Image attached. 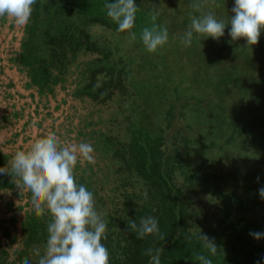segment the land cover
Listing matches in <instances>:
<instances>
[{
    "label": "trees",
    "instance_id": "trees-1",
    "mask_svg": "<svg viewBox=\"0 0 264 264\" xmlns=\"http://www.w3.org/2000/svg\"><path fill=\"white\" fill-rule=\"evenodd\" d=\"M194 2L180 0L179 6L169 12V21L189 22L190 14L198 16L211 11L218 20L227 22L233 15L235 0H204L201 12H194L191 7ZM105 3L106 0H36L14 62L40 93H51L56 85L64 83L72 67L77 68L82 79V85L78 81L77 96L102 98L110 90L127 84V76L137 62L122 45L129 33L117 31L118 25L106 15ZM134 3L138 12L131 31L136 33L138 41L142 29L151 27L150 14L156 13V23L168 29L170 42L171 27L163 21L165 0H134ZM227 6L226 15H216ZM95 27L101 30L95 33ZM229 31L230 25L220 37L222 50H233V54L237 53L236 49L257 50L255 55H247L252 64L242 67L237 60L233 67L236 92L239 91L234 113L230 117L208 116L213 98L205 101L204 96L198 95L193 103L179 98V103L173 101L164 109L165 128H172L173 121L180 122L183 115L192 111L188 126L196 125L198 138L179 127L167 134L164 128L153 131L135 126L127 141L121 143L120 153H113L124 172L142 181L147 199L143 196L132 200L135 192H129L121 195L119 203L114 205L111 214H118L107 217L106 238L101 241L109 251V264H150L151 258L145 254L149 248L153 252L156 248L163 249L160 264H199L196 253L209 256L197 239L199 230L214 238L218 247V254L210 256L213 264H264V238L256 240L249 235L264 232L262 199L257 190L251 196L241 191L250 186L253 175L259 174L264 165V29L258 43L251 46L245 38L232 41ZM172 45H176L171 47L174 51L184 46L178 39ZM169 46L164 45L166 49ZM210 46L213 47L209 49ZM215 46L216 43H209L201 51L207 52V60L213 58L208 53ZM86 54L93 56L83 60ZM147 61L142 59L137 64L143 67ZM214 62L218 66L219 62ZM206 64V71L211 70L210 63L206 61ZM246 72L249 75L241 77ZM129 85L137 86L132 81ZM182 107L190 110L185 114ZM197 142L200 145L195 148ZM222 151L230 160L229 182L224 181L217 161ZM193 153L197 155L195 159L191 158ZM75 179L96 194V189L93 191L85 185V172ZM0 186L10 187L6 181ZM202 195L212 203L208 210L199 204ZM211 207L214 211L210 213ZM214 214V221L210 222ZM147 216L157 219L163 240L153 235L138 239L134 230L127 229L130 219L139 225L140 219ZM49 221L47 213L43 217H37L35 212L27 213L22 222V248L16 250V259L8 263L9 253L0 245V264H21L25 258L30 261L34 249L44 248Z\"/></svg>",
    "mask_w": 264,
    "mask_h": 264
},
{
    "label": "rangeland",
    "instance_id": "rangeland-1",
    "mask_svg": "<svg viewBox=\"0 0 264 264\" xmlns=\"http://www.w3.org/2000/svg\"><path fill=\"white\" fill-rule=\"evenodd\" d=\"M179 4L180 0H165L163 6L166 10L163 21L171 27L170 42L168 40L165 44L166 47L170 45L169 49L163 46L155 53H149L142 41L132 40L130 36L123 39L122 45L125 46L126 52L133 56L137 63L142 59L146 60L147 58L148 60L143 65L144 68L136 63L132 72L128 74L127 84L123 88L110 90V92H107L106 97L103 96L102 98H91L86 95L77 96L75 93L78 89V81L82 85V79L78 76L77 68L72 67L64 83L56 85L51 93H42L44 96L57 93L59 99L62 98L60 100L62 110L53 109L52 117L54 115L56 118H53L48 127L44 128L43 132L37 133L34 138L46 135L51 131L56 133L62 143L78 144L87 142L93 146L94 163L89 164L78 161L74 172L75 176H80L81 172H85V185H89L92 190L96 189V194H93L95 207L99 213L103 214L102 218L106 222L109 221L107 217H115L118 214L111 213L115 209L114 205L119 203L121 195L135 192L136 199L133 198L132 200H137L143 197L146 192L142 181L124 172L123 165L121 166V162L113 154L115 151L120 153L121 143L127 141L129 132L135 126H141L150 128L153 131L164 128L167 134H171L174 128L179 127L182 131L193 133V136L198 138L199 133L195 131L196 125L194 124L193 128L188 126L190 116L193 115L192 111V113H188L189 107L181 108L183 113L188 114L183 115L182 120L178 123L173 121L172 128L169 129L165 128L164 109L173 101L179 103V98H181V101L188 100L193 103L195 101L194 97L199 95L204 96L205 101H210V97L215 100L208 106L210 108L208 116L213 117L224 114L230 117V114L235 111L239 98V91L236 92L237 83L232 75L234 73L233 67L236 65L235 62L238 60L242 67L247 63L252 64V60L247 58V55H255L257 52L256 49L244 52L236 49L237 53L233 54V50H222L220 38L214 40L211 37L195 34L188 50L183 45L175 51L172 50L171 47L176 46L172 45L175 39L182 43L184 33L191 23V21L187 22L183 19L169 21V18H171L168 17L169 12L171 9L177 8ZM228 11L229 7L227 6L225 9L219 10L216 15L224 16ZM5 18L8 19V17ZM12 25L19 34L22 33L19 41V44H21L24 26L17 25L13 20L9 24L8 20L0 17V44L3 45L0 51L2 53H5L6 48H10L9 44H6L9 31H4L12 28ZM100 30L99 27H95L93 31L98 33ZM209 43H216L214 51L212 49L208 53L213 56L211 60L206 59V51L201 52L208 47ZM211 47L213 46L208 48L211 49ZM19 49L14 51L13 54L11 51L9 52L12 60L15 59ZM219 51L221 52L217 53ZM92 56V54H86L82 59L87 60ZM206 61L212 67L209 71H206ZM214 61L219 62L218 66ZM17 67L19 66L17 65ZM21 71L27 76L24 70L21 69ZM248 75L249 73L246 72L241 77L245 78ZM130 81L136 82L137 86H130ZM212 86H214L213 89L209 88ZM44 100L46 101V99L43 98L42 101L44 103L43 109L46 110L48 107L50 109V106L46 105L47 103L45 104ZM48 112L46 110V114ZM203 124L208 127L207 123L206 125ZM198 141L200 140L198 139ZM199 145L200 143L197 142L195 148ZM223 153L224 151L217 155V161L221 167L220 174L224 177L225 182H229L231 174L230 160ZM196 157V153L191 155L193 159ZM249 164L253 165V163ZM10 167V162L8 165L5 163L3 156L0 157V168L10 171ZM261 168L259 174L253 175L254 178H252L250 186L247 189H241L245 195L251 196L254 193L253 191H258L259 188L264 187V165ZM257 177H259V180H257ZM4 181L8 182L10 187L0 186V245L7 249L9 253L7 262L9 263L16 259V250L22 248V222L26 214L34 212V210L31 204V192L17 186L18 178L15 179L10 175L0 174V185ZM25 200L30 205L27 204V209L25 208L20 212L19 210ZM199 204L205 210H208L212 205L205 195L200 196ZM261 206L264 210V199H262ZM212 209L213 207L210 208V213L214 211ZM215 216L214 214L211 217L210 222L214 221ZM40 250L43 252V248ZM30 257V261H38L37 256L30 255Z\"/></svg>",
    "mask_w": 264,
    "mask_h": 264
},
{
    "label": "clouds",
    "instance_id": "clouds-1",
    "mask_svg": "<svg viewBox=\"0 0 264 264\" xmlns=\"http://www.w3.org/2000/svg\"><path fill=\"white\" fill-rule=\"evenodd\" d=\"M36 0H0V17H11L17 25L25 26L30 21ZM204 0L192 4L194 12H201ZM106 15L118 25L117 31L129 33L132 40L137 39L134 27L138 7L134 0H106ZM233 15L227 22L218 20L213 12L201 15L190 14V26L184 33L182 43L190 47L197 36L218 40L230 25L229 37L232 41L245 38L247 45H256L264 29V0H235ZM151 27H144L140 33L147 52L155 53L169 38L168 29L156 23L157 14H150ZM78 161L94 163V148L90 143H62L55 132L34 139L26 150H18L11 159L10 171L0 168V174L18 178L17 186L31 192V204L35 215L50 217L47 225V239L43 252L34 249L37 264H109V251L101 242L106 238L107 222L95 207L94 195L86 186L77 183L74 169ZM259 180V177H257ZM264 199V187L258 189ZM147 199V192L144 193ZM127 229L134 230L137 238L148 235L159 236L158 221L153 216L142 217L137 225L129 221ZM259 240L264 232H250ZM197 239L209 256L202 252L195 254L199 264H213L210 256L218 254L214 238H209L199 230ZM162 248H149L145 253L150 264H160ZM21 264H30L25 258Z\"/></svg>",
    "mask_w": 264,
    "mask_h": 264
},
{
    "label": "crops",
    "instance_id": "crops-1",
    "mask_svg": "<svg viewBox=\"0 0 264 264\" xmlns=\"http://www.w3.org/2000/svg\"><path fill=\"white\" fill-rule=\"evenodd\" d=\"M3 18L8 20L9 24L13 20L11 17ZM8 31L6 44H9L10 48H6L5 53L0 51V157L3 156L5 163L9 165L15 152L26 150L35 135L43 132L51 120L56 118L54 115L52 117V110H62V98L59 99L57 93L44 96L29 82L27 76L10 58L11 53L19 49L22 33L19 34L13 25L4 32ZM2 47L0 44L1 50ZM43 98L46 99L45 104L50 106V109H46L48 114L43 109ZM27 204L30 205L25 200L19 211L27 209Z\"/></svg>",
    "mask_w": 264,
    "mask_h": 264
}]
</instances>
